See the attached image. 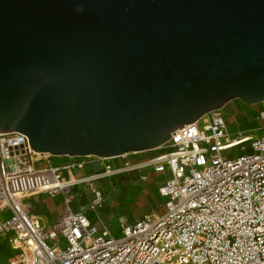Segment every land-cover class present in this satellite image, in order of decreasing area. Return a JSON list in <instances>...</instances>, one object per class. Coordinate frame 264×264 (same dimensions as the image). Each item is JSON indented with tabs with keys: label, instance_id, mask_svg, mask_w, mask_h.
Wrapping results in <instances>:
<instances>
[{
	"label": "water",
	"instance_id": "water-1",
	"mask_svg": "<svg viewBox=\"0 0 264 264\" xmlns=\"http://www.w3.org/2000/svg\"><path fill=\"white\" fill-rule=\"evenodd\" d=\"M264 102V0H0V135L39 155L163 147Z\"/></svg>",
	"mask_w": 264,
	"mask_h": 264
},
{
	"label": "built area",
	"instance_id": "built-area-1",
	"mask_svg": "<svg viewBox=\"0 0 264 264\" xmlns=\"http://www.w3.org/2000/svg\"><path fill=\"white\" fill-rule=\"evenodd\" d=\"M257 112L260 135L231 137L224 111H213L173 132L159 155L96 173L85 169L90 158L39 155L26 136L0 135V213H10L0 237L16 251L7 264H264V107ZM235 147L242 154L230 158ZM147 169L168 174L164 210L120 219V237L100 232L89 217L105 203L99 182ZM46 194L63 197L48 225L24 203Z\"/></svg>",
	"mask_w": 264,
	"mask_h": 264
},
{
	"label": "crops",
	"instance_id": "crops-1",
	"mask_svg": "<svg viewBox=\"0 0 264 264\" xmlns=\"http://www.w3.org/2000/svg\"><path fill=\"white\" fill-rule=\"evenodd\" d=\"M230 104V102H229ZM224 110L227 117V122L235 117L234 109L232 105H229ZM162 151L152 150L142 153H130L123 157H116L109 161H102L100 159H88L86 160L85 169L90 173H96L102 171L104 167L109 166L116 168L124 164L125 162L138 161L146 159L149 156L159 155ZM81 171H75L74 177H79ZM146 176V179L142 177ZM168 174L165 172L162 174L154 173L152 170H144L135 172L132 176L123 174L114 175L112 178H108L99 182V186L105 193V206L117 205L129 215V221L126 224H131L139 220L143 215L157 212L160 213L164 210L163 199L161 198L158 189L164 184ZM108 181L106 184L104 182ZM127 196V199L121 201L123 196ZM59 198V201L57 199ZM63 202L62 196L37 195L29 197L24 201L25 206L33 212L34 215L41 217L44 225L55 223L63 214L61 204ZM88 201L86 198L77 200L72 205V210L80 211L87 206ZM2 218L0 213V219Z\"/></svg>",
	"mask_w": 264,
	"mask_h": 264
},
{
	"label": "rangeland",
	"instance_id": "rangeland-1",
	"mask_svg": "<svg viewBox=\"0 0 264 264\" xmlns=\"http://www.w3.org/2000/svg\"><path fill=\"white\" fill-rule=\"evenodd\" d=\"M229 105H232V108L234 109L235 117L230 120V124L227 128V133L231 137H236L237 133L240 132L242 136H247L251 133V131L256 130L255 134L260 135L262 134V130L258 129V125L255 129L244 131L239 119L242 118V115L246 113V109L243 107V104H241L238 100L231 101ZM264 107V102L260 105L251 106L250 110L258 111L259 109ZM252 122V117L248 120ZM249 145V142H247L244 146ZM242 152L240 151V147H235L231 150V152L228 154L231 158L232 156H239ZM35 158H38V156H34ZM108 181L104 182L106 184ZM103 193V190H102ZM105 196V193H103ZM127 199V196H123L121 198V201H124ZM59 201V198L57 199ZM120 206L112 205V206H105V203L102 207L97 208V214L90 213L89 217H91V220L93 221L94 226L101 231L107 230L110 232L112 237H120L121 236V226H120V219H122L124 222L129 221V215L122 209L119 208ZM1 216L4 218L10 217V213L8 211H4L1 213ZM2 242H6L8 246L10 244L3 238L0 237ZM61 247L64 248L65 244L60 243ZM9 254L7 258L0 257V264H7L11 259H13L14 255H16V251L12 249L10 246ZM9 257V258H8Z\"/></svg>",
	"mask_w": 264,
	"mask_h": 264
},
{
	"label": "trees",
	"instance_id": "trees-1",
	"mask_svg": "<svg viewBox=\"0 0 264 264\" xmlns=\"http://www.w3.org/2000/svg\"><path fill=\"white\" fill-rule=\"evenodd\" d=\"M243 107L246 109V113L242 115V118L239 119L240 124L244 131L255 129L257 127L256 121L254 119L256 118L258 112L254 110H250L251 106L243 105ZM252 117V122L248 121ZM10 246L6 242H2L0 239V257L7 258ZM9 258V257H8Z\"/></svg>",
	"mask_w": 264,
	"mask_h": 264
}]
</instances>
